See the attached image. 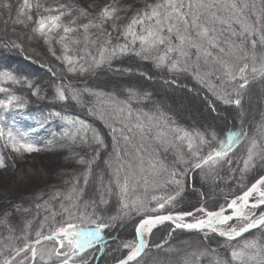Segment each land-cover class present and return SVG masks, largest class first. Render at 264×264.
<instances>
[{"label":"snow or ice","instance_id":"snow-or-ice-1","mask_svg":"<svg viewBox=\"0 0 264 264\" xmlns=\"http://www.w3.org/2000/svg\"><path fill=\"white\" fill-rule=\"evenodd\" d=\"M123 10L114 2L93 14L76 4L45 5L41 0H16L14 4L12 0H0V17L6 14V26L9 21L25 27L33 22L32 32L49 44L53 33L58 36L63 55L57 56L51 47L49 51L73 76L94 74L104 66L111 67L122 56H135L157 69H166L174 77L190 73L215 100L238 109L248 86L256 80L264 81V0H152L122 25L118 21L123 17L117 13ZM66 16L70 17L67 21ZM113 33L118 35L114 37ZM11 47L22 50L15 41ZM63 80L61 77V82L54 85L53 102H72L101 121L109 130L110 144L86 120L54 113L69 125L59 137L69 142L71 156L84 166L83 171L64 180L68 187L52 190L47 200H43V193L35 197L43 200L34 205L37 215L40 211L47 213L34 233L35 239L30 238L32 220L24 222L19 235L10 225L7 227L8 235L0 236V264H89L83 259L85 254L106 248L104 230L133 214L140 217L135 239L122 242L127 255L117 264H141L149 246L145 236L150 237L153 229L166 221L174 226L173 231L196 230L206 238L210 234L223 238L217 248L199 243L169 248L170 253L177 254L174 264H203L209 257L210 264H264V211H256L264 205V175L216 210L201 205L193 211L160 214L179 202L190 171L205 166L213 170L220 162L231 165L229 154L241 149L246 153L241 158L242 173L255 167L257 160L264 163V120L251 135L244 129L243 120L239 129L189 130L177 124L161 106H141L151 100L150 92L132 86L123 94L105 92L75 87L71 81L65 84ZM21 83L12 72L0 71V93L5 94L0 99V109L4 112L26 106L21 96L4 86ZM27 87L34 86L27 82ZM32 95L46 98L39 87ZM0 140L16 153L41 150L25 133L7 126L3 116ZM74 148L86 151L81 155ZM98 161L104 165L102 169ZM6 166L0 155V169ZM93 180L100 204H107L105 196H117L119 208L115 215L100 214L95 199L83 200ZM169 187L171 192L159 193ZM253 197L255 201L251 202ZM12 210L28 213L32 208L14 204ZM10 214L4 212L0 225H8ZM49 222L48 234H44ZM253 230L259 231V237L240 239ZM155 248L159 250L163 245Z\"/></svg>","mask_w":264,"mask_h":264},{"label":"rangeland","instance_id":"rangeland-1","mask_svg":"<svg viewBox=\"0 0 264 264\" xmlns=\"http://www.w3.org/2000/svg\"><path fill=\"white\" fill-rule=\"evenodd\" d=\"M41 2L45 5H55L57 3L76 4L80 7L85 8L88 12L93 14L100 11V9L105 5H109L114 2L118 9H124L123 11H119L117 13L118 15L123 17V19L118 21L119 24L123 25L131 19L133 14L138 9L143 8L145 3H150L152 2V0H41ZM5 18L6 15L4 17H0V32H2L3 35H9V33L11 32V34L17 36H21L22 34L28 40V44H31L32 46L39 45V40H36V38L30 34L29 24L27 26L28 31L23 30L22 32L18 31V29L13 26L12 21H9L6 26L4 23ZM64 19L65 21H67L68 19H70V17L66 16L64 17ZM5 27H7V31H5ZM13 29H15V31L17 32H14ZM116 35L118 34L113 33L114 37ZM29 37H31V39H29ZM39 60H37L38 63L44 62L45 64H41L51 69V71L49 70V72L53 76H56L53 74L54 71L51 66L46 64L47 62L44 59H42V61ZM128 70L129 69H127L126 67L119 66L105 67L103 69L100 68L97 69V71H95V73L88 77L85 81H83V83L91 82V80L95 79L101 72L111 71L110 75L105 74L103 77H99L96 82L108 89L115 88L119 90L122 82L130 80L135 76L144 73L132 68L131 71ZM35 76H38V74H36ZM148 76L150 75H145L144 78H146V80L150 83H153L154 81L152 89L154 90V92H156V94H160L163 97V100H165L168 108H172V110H174L175 112L178 111L183 119L202 125L204 129L213 127L221 131L227 126L230 128H238L239 126H241V120H243V124H246L244 125L245 129L248 125L250 130L249 134L251 135L255 131L256 126L261 123L262 120H264V116H262V113H264V111L262 112L259 103V101L261 99L263 100L264 98V89H256L253 92L246 93V96L244 98V105L242 108L238 109L235 105H231V109L220 106L223 109L220 110L218 108L216 109V107L212 105L211 101L208 102L207 94L201 93V96H198L197 94L200 93H197L192 86H188L187 84L180 83L178 81L173 84L171 83L173 78L164 79L160 76L153 78L151 75L152 79H148ZM61 77H64V79L69 82L67 76ZM166 81L168 82L166 83ZM71 82L74 81L71 80ZM129 82L133 81L131 80ZM116 85H119V87H117ZM124 85L125 84H123L122 86ZM42 90L44 93L48 92L46 87ZM213 108L215 110H213ZM48 110L49 111H44L43 115L38 114L34 112L26 103L25 107L14 109V111L11 113L10 121L5 119L7 126H11L14 131L19 130L25 133L27 139L30 142L34 143L41 150L38 152H33L31 154L16 153L11 150L10 146H5V142L3 140H0V155H3L5 163L7 165L5 168L0 169V214H4L5 211L12 213V205H23V203L28 202V199L36 197L41 193H43V200H47L52 190L65 189L68 187V185L63 183L64 180L69 179V177L83 171L84 166L77 164L75 162V158L71 156V151L69 147H67L69 142L67 140H61L59 137V134L67 129L69 125L65 120L61 119L60 116H56L51 109ZM99 125L95 124L94 126L101 133L107 129L102 124ZM49 142H51V144H49ZM61 145L65 146L62 147ZM74 150L79 152L81 155H83L86 151V149L84 148H74ZM244 156H246V153L241 152L234 156L237 157L234 163H232L231 165H225L230 169L228 174H226L224 170L222 171L225 166L219 171H215V168L213 170H209V168H205L207 166H205L204 170L202 171L198 169L193 170L191 176L195 179L196 175V179H198L199 182L196 181V184L198 183V188H196V194H194L195 196H189L190 198L196 197L195 199H190V205L195 206V208L203 205L209 210H216L221 205L226 204L224 203V199L227 196L234 198L237 195H241L243 191H246L247 188L250 187L251 184L254 183L255 180L258 179L263 172L264 163H261L259 160H257L255 162V167L249 169L245 173H242L240 170L243 167L241 158ZM230 180H232V182H230ZM221 181L227 183L221 185V190L218 191L219 188L217 183ZM202 190H204L203 194L201 193ZM222 191L225 192L222 193ZM231 199L232 198H230V200ZM43 200L36 199L37 203H42ZM253 201H255V198L253 199ZM192 202H194L195 205L192 204ZM182 205H185V203ZM174 209L175 208L166 207V209L160 214H166L167 212H176ZM256 211L257 214H259V212L261 211H264V205L260 206V208L256 209ZM44 213V211H40L39 215H37L35 211V215L38 217ZM116 213L117 209L108 213L107 216L115 215ZM199 215L200 214L197 213V216ZM16 221H18L19 223V219H16ZM189 221H191V218H189ZM121 224L117 223V227L119 228ZM163 225L164 226L161 229H163L164 232L169 229L167 230L166 239H170L175 234L176 230L173 231V227H171V225L167 226L169 224ZM50 226V222L46 224L44 233H48V228ZM129 227L131 229L127 227L126 229L121 231L123 235L122 242L135 239L132 230L133 225H130ZM18 228L22 229V226H18ZM112 230L114 232L116 231L114 229ZM169 233H171V236H169ZM211 235L214 234H210L209 236ZM104 236L109 237L105 233ZM255 236L259 237V231L256 232ZM153 241H155V239ZM122 242L120 243V246ZM165 242V240L159 241V244L164 245ZM199 244L206 247L203 242H200ZM171 248L176 249L177 247ZM178 248H181V246ZM93 250H91L90 252H93ZM148 250L149 249H147L144 255L141 257V264H161L164 262V259L166 258V256L164 257V253L156 255L157 258L152 260L151 254L147 252ZM218 250L221 251L223 249L218 248ZM105 251L106 248L103 252L97 251L96 258H99L101 255H103ZM90 252L86 254V256L84 257L85 259H89V257L91 256ZM120 252L125 256L127 255V250L122 249V247L120 249ZM166 253V255L174 254V252L170 253L169 251H167ZM108 257H110V254L108 255ZM107 258L105 259L106 261H104L103 264H111L117 262L114 261L109 263L108 260L110 259Z\"/></svg>","mask_w":264,"mask_h":264},{"label":"trees","instance_id":"trees-1","mask_svg":"<svg viewBox=\"0 0 264 264\" xmlns=\"http://www.w3.org/2000/svg\"><path fill=\"white\" fill-rule=\"evenodd\" d=\"M12 2L15 4L16 0H12ZM12 15L14 18L15 17V10L13 11ZM34 19H35V13H34ZM83 22H85V21H83ZM0 24H1V22H0ZM13 26L16 27L18 29V31H22V32H23V30L28 31V28L23 26V25L13 23ZM29 26H30V29H29L30 34L33 37H35L36 40H39V45H36V46L33 45L32 46L31 44H28V40L22 34H21V36H17V35L11 34L12 33L11 32V33H9V35H3L2 32H0V71H3V70L10 71L13 73V75H15L19 79H21V81H22L21 84H18V85H10L9 84V85H4V86L11 87L12 91L15 92V94L21 96L34 112L43 115L44 111H49L48 109H51L53 113H56V112L61 113V116L63 114V116H67L69 118L79 117L80 119H84L88 123H90L93 127H95L94 126L95 124H97V125L102 124L104 126V124L101 121H99L95 117L89 115L84 109L75 106L72 102H68V103L59 102V101L53 102L52 97H53V92H54V85L61 82V78H58V77L67 76L69 81H71V80L74 81V82H72L73 86L80 87V88H83L84 86H88L91 88L103 90L105 92L120 91L123 94L124 89L128 88L129 86H132L134 88H138V89H141L143 91L150 92V93H152L151 100L146 102L145 105H141V106H146L148 108H152L154 104L159 105L162 107L163 111H165L168 115H170L176 121V123L181 125L182 127L187 128L189 130H192V129L204 130L202 125H199L197 123H193L189 120H185L182 118V116H180L178 111L175 112L174 110H172V108H168L165 100H163V97L160 94H156V92H154V90L152 89L153 88L152 85L154 84V81H153V83H150L149 81L146 80V78H144L145 75L139 74L138 76H135L134 78H132L130 80H127V81L123 80L124 82H122L121 84L122 85L125 84V85L124 86L121 85L120 87H119V85L118 86L116 85L117 87H119V90H118L115 88L108 89V88L102 86L101 84L99 85L96 82V80L99 77H101V76L103 77L105 74L110 75L111 71L101 72L95 79L91 80V82H89V83H83V81H85L93 73H86L83 76H73V75L67 74L66 71L64 70L65 65L60 60H57L56 57L52 55V52L49 51V48L51 47L56 52L57 56L63 55L62 47H61L60 43L57 42L58 36L55 33H53L52 36L54 38L52 39L51 43L50 44L46 43L44 38L41 37L38 33L32 32L31 29H32V27L35 26L34 23L29 22ZM14 32H17V31H14ZM5 41H7V42H5ZM12 41H15V42L21 44L22 50L21 49H13L11 47ZM5 45H7V46H5ZM70 54L75 55L76 53H70ZM27 58H31V59L36 60V61L39 59L42 61V59H44L47 62L46 64L51 66V68L53 69L56 76H53L49 72V69L39 67L34 62L27 60ZM42 64H45V63L43 62ZM112 66H114V67H117V66L126 67L127 69L132 68V69L144 72L146 75H150V76L152 75L153 78H155L157 76H160L164 79L173 78L180 83H184V84H187L188 86H192L197 93H200V94H197L198 96H201V93L207 94L208 95L207 96L208 102L211 101L212 105H214L216 107V109L218 108L220 110H223L220 106H224L225 108H230V109L232 107L231 105H224L221 101L215 100V97H213L210 93H208L206 90H204L195 81V79L192 77V75L190 73L180 74V75L174 77L166 69H164V68L157 69L153 65V63L140 60L138 57H135V56H122V57L114 60L112 62ZM105 67H108V66H104V67H102V69ZM36 74H38V76H35ZM131 80L133 82H129ZM27 82H31L34 87L28 88ZM63 82L65 84L68 83V81H66L65 79L63 80ZM36 87H39L40 93H41V95H44L46 97L45 99L41 100L37 96L32 95V92L35 90ZM45 87L48 90V92H46V93H44L42 90ZM256 89H259V90L264 89V81L256 80V81L252 82L248 86V88L245 90V93L253 92ZM245 96H246V94L244 95L243 100H242V107L244 105ZM4 98H5V94L0 93V99H4ZM259 103L261 106V110L263 112L264 111V98H263V100L261 99L259 101ZM14 109H12L9 112H4L2 109H0V116H3L6 120L10 121L11 113L14 111ZM262 116H264V113H262ZM244 125H246V124H243V127L245 129ZM240 127L241 126H239L237 129H239ZM211 128H213V127H211ZM229 128L230 127L227 126V127L223 128L221 131H224V130L229 129ZM245 130L250 132L248 125L246 126ZM108 133H109L108 129H106L104 132H102L106 142H108L110 144L111 138H110ZM241 152H244L243 149L229 154L230 158L233 161L232 163H234L235 159L237 158L234 156L241 153ZM102 155H103V153H102ZM167 159L169 161L172 159L171 154L168 155ZM97 163L99 164L101 169L104 167V165L102 164L101 161H98ZM226 164L227 163L220 162L219 164H217L214 167L215 168L214 170L219 171ZM205 168H208V167H205ZM198 170L202 171V170H204V168L198 169ZM223 170L226 174H228V172L230 171L228 166H225L224 169H222V171ZM191 174H192V171H190L188 173V175L185 177V188H184V192L182 193V196L180 198H178L179 202L176 203L174 207H170V208H175L174 209L175 211H193L195 208V206L190 205V202H191L190 199H195L196 197L190 198L189 196H195L194 194H196V188H198L197 187L198 183L196 184V181L197 182H199V181H198V179H196V175H195V179H194L191 176ZM220 174H221V172H220ZM230 182H232V180H230ZM226 183L227 182H223V181L218 182L217 183L218 188H219L218 191L221 190V185H224ZM194 186H196V187H194ZM171 191H172V188L169 187L167 189H160L159 193H167V192H171ZM203 192H204V190L201 191L202 194H203ZM224 192L225 191H222V193H224ZM99 195H100V193L97 191V183L95 180H93L88 185V187L85 189L83 200L88 201V200L95 199L97 201L98 211L100 212V214L102 211V214H104L105 216H107L108 213H110L111 211L119 208V204L117 202V196L115 194H113L111 196H105V199L108 201L107 204H100L99 203ZM230 198H233V197L227 196L224 199V203L228 202L230 200ZM36 203H37V201H36L35 197L30 198V199H28V202L23 203L24 207L32 208V211L28 212V214H26L24 212L13 211L10 214V216L8 217V225H0V236L8 235L7 227L9 225L16 230L15 234L19 235L21 229H19L18 226H22V229H23L24 222L27 220H32L33 223H32V227L30 229V231L32 232V235L30 238L35 239L34 233L36 230L39 229V224L42 221L43 216L46 215V213L41 214L39 217L35 215L36 210L34 208V205ZM184 203H185V205H182ZM192 204L195 205L194 202H192ZM0 217H3V214H0ZM16 219H19V223H18V221H16ZM139 219H140L139 216H136L133 214L132 217L124 219L121 222L123 224L119 223V224H121V226L119 228L117 227L118 225H116L114 228L105 229L104 233L109 236V237H105V238L106 239L110 238L112 240L106 243V251L99 258H96V256H97V250L96 249H94L93 252H90L91 256L89 257V259L86 258V260L89 262V264H103L104 261H106L105 259L108 257L109 254H110V257L107 258V259H110V260H108L109 263L114 262V261H118V259L124 258L125 255H123L120 252V249H121L120 243L123 240V235H122L121 231H123L127 227L129 229H131L129 226L133 225L132 230H133V234L135 237V225L138 223ZM163 226L164 225L159 226L153 232L151 242H150V247H149V250L147 251L151 254L152 260L157 258L156 255H159L160 253H164L165 254L164 257L166 256V258L164 259V262L161 264H168L169 261L173 262V264H174V262L177 260V254L176 253H174L172 255H166L167 254L166 252L171 247H177L178 248L180 246L181 247L186 246L189 243L197 244V243L203 242L206 247L217 248L218 245L222 244V242H223V238H220V237L218 238V236L211 235V236H208L206 238L205 235L201 232H186V231H176L175 234L170 239H166L167 230H169V229H167L164 232L163 229H161V228H163ZM167 226H170V225H167ZM112 229H114L116 231L114 232ZM256 232H258V231L255 230L249 234H246L245 237H242L240 239L243 240L245 238L252 237L253 235L256 234ZM44 234H48V233H44ZM154 239H155V241H153ZM164 240L166 242L164 243L163 248H161L159 250L155 249V245L159 244V241H164ZM201 246H203V245H201ZM218 251H220V250H218ZM93 253H94V255H93ZM220 253H221V255H224L223 250H221ZM85 256H86V254H85ZM84 257H83V259H85ZM210 262H211V257L206 259L203 262V264H210Z\"/></svg>","mask_w":264,"mask_h":264},{"label":"water","instance_id":"water-1","mask_svg":"<svg viewBox=\"0 0 264 264\" xmlns=\"http://www.w3.org/2000/svg\"><path fill=\"white\" fill-rule=\"evenodd\" d=\"M261 175H264V170H263V172L261 173ZM250 200H251V202H254V201H253V198H250ZM165 223H168V224L172 225L171 222H167V221H166ZM172 226H173V225H172ZM173 227H174V226H173ZM154 229H155V228H154ZM154 229H153V230H154ZM175 230L186 231V232H197L196 230H193V231L180 230V229H175ZM150 237H151V236H150ZM150 237H149V239H148V245H150ZM148 248H149V246H148ZM148 248H146L145 251H146ZM111 264H117V262H114V263H111Z\"/></svg>","mask_w":264,"mask_h":264},{"label":"bare ground","instance_id":"bare-ground-1","mask_svg":"<svg viewBox=\"0 0 264 264\" xmlns=\"http://www.w3.org/2000/svg\"><path fill=\"white\" fill-rule=\"evenodd\" d=\"M27 60L32 61V62H34L36 65H38L39 67H42V68H45V69H46L45 66H43L41 63H38V61H36V60H33V59H31V58H27ZM145 239L148 240V239H149V236L146 235V236H145Z\"/></svg>","mask_w":264,"mask_h":264}]
</instances>
